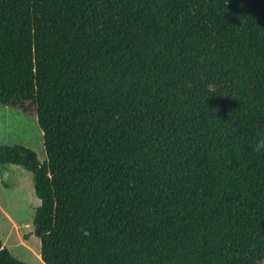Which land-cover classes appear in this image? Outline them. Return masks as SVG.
<instances>
[{"label":"trees","instance_id":"trees-1","mask_svg":"<svg viewBox=\"0 0 264 264\" xmlns=\"http://www.w3.org/2000/svg\"><path fill=\"white\" fill-rule=\"evenodd\" d=\"M0 104L44 264H264V0H0Z\"/></svg>","mask_w":264,"mask_h":264},{"label":"rangeland","instance_id":"rangeland-1","mask_svg":"<svg viewBox=\"0 0 264 264\" xmlns=\"http://www.w3.org/2000/svg\"><path fill=\"white\" fill-rule=\"evenodd\" d=\"M0 143L4 146H23L33 151L40 162L46 159L42 132L36 119L1 104ZM28 175L30 179L26 177L19 183L14 176L7 177L5 181L11 187H4L0 180L3 188L0 189V204L8 214L0 212V241L15 259L26 264H44L40 258V242L33 234L32 224L39 201L34 194L33 176Z\"/></svg>","mask_w":264,"mask_h":264},{"label":"crops","instance_id":"crops-1","mask_svg":"<svg viewBox=\"0 0 264 264\" xmlns=\"http://www.w3.org/2000/svg\"><path fill=\"white\" fill-rule=\"evenodd\" d=\"M28 173L29 172L25 171L23 168H21L19 166H13V165H5V166H2L0 168V180H1V184H3L4 187H11L10 185H7L8 183L5 181V179L7 177L14 176L16 178V181L19 183V181L21 179L24 180L26 177H27V179L28 178L30 179V176L28 175ZM0 189H3L1 185H0ZM39 204H40V202H39ZM0 212L8 216L7 210H6L5 207L2 206V204H0ZM13 222H15V221L13 220Z\"/></svg>","mask_w":264,"mask_h":264},{"label":"clouds","instance_id":"clouds-1","mask_svg":"<svg viewBox=\"0 0 264 264\" xmlns=\"http://www.w3.org/2000/svg\"><path fill=\"white\" fill-rule=\"evenodd\" d=\"M253 150L257 153L264 152V134H262L256 138V142H255ZM83 235L88 236L89 233L85 231V232H83Z\"/></svg>","mask_w":264,"mask_h":264}]
</instances>
